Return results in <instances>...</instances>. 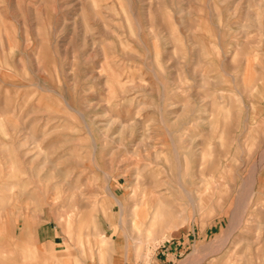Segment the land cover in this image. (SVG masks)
<instances>
[{"label": "rangeland", "instance_id": "rangeland-1", "mask_svg": "<svg viewBox=\"0 0 264 264\" xmlns=\"http://www.w3.org/2000/svg\"><path fill=\"white\" fill-rule=\"evenodd\" d=\"M199 263L264 264V0H0V264Z\"/></svg>", "mask_w": 264, "mask_h": 264}, {"label": "bare ground", "instance_id": "bare-ground-1", "mask_svg": "<svg viewBox=\"0 0 264 264\" xmlns=\"http://www.w3.org/2000/svg\"><path fill=\"white\" fill-rule=\"evenodd\" d=\"M216 194V193H215ZM151 200V201H150ZM152 203V199L151 198H148V199H145V208L147 209V211H146V214L149 216V214H151L150 212L151 211H149V207H150V205L149 204H151ZM203 205V204H202ZM204 206V205H203ZM203 209H204V207H202ZM159 214V212H157V210L156 211H154V213H153V220L152 221H154L155 220V218H156V216ZM110 238V240H108ZM109 238H105V239H102V241H105V243L107 244V245H111V244H113V242H114V236L111 234V236L109 237ZM198 263V262H197ZM200 264V263H199Z\"/></svg>", "mask_w": 264, "mask_h": 264}, {"label": "crops", "instance_id": "crops-1", "mask_svg": "<svg viewBox=\"0 0 264 264\" xmlns=\"http://www.w3.org/2000/svg\"><path fill=\"white\" fill-rule=\"evenodd\" d=\"M45 231H47V229H39L38 230V238L40 240V243L45 244L46 246L51 247L53 244H56V237H51V236H45L44 233ZM46 234V233H45Z\"/></svg>", "mask_w": 264, "mask_h": 264}]
</instances>
